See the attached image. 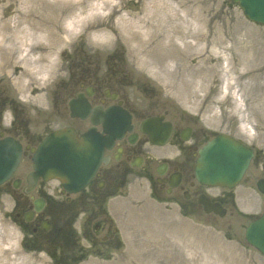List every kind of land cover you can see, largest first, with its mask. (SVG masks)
<instances>
[{"label":"flooded vegetation","instance_id":"1","mask_svg":"<svg viewBox=\"0 0 264 264\" xmlns=\"http://www.w3.org/2000/svg\"><path fill=\"white\" fill-rule=\"evenodd\" d=\"M79 98L83 102L77 105L85 104L86 112L74 113L71 102ZM56 100L64 104L56 101L53 111L51 106L44 111L27 100L0 98V141L11 139L21 152L16 171L0 186V202L8 200L12 204L7 217L21 233L25 251L46 254L51 264H80L90 252L109 257L121 246L116 219L108 207L111 200L125 197L135 181L168 211L189 217H216L205 212L202 201H209L233 214L237 209L236 189L210 187L196 178L200 151L220 134L254 150L242 183H247L245 190L260 194L257 183L264 178L263 151L235 130L224 131L210 126L202 117L165 109L157 90L129 70L116 53L108 58L87 57L70 67L64 79V99ZM92 118L129 121V129L112 149L105 150L107 162L89 185L73 194L60 183L53 185L54 181L41 178L32 189L28 177L42 141L63 127L81 140L92 128ZM167 128V142L155 144ZM96 131L108 136L102 122L96 125Z\"/></svg>","mask_w":264,"mask_h":264},{"label":"bare ground","instance_id":"2","mask_svg":"<svg viewBox=\"0 0 264 264\" xmlns=\"http://www.w3.org/2000/svg\"><path fill=\"white\" fill-rule=\"evenodd\" d=\"M0 1L5 3L0 5V79L8 77L23 101L45 99L59 73L61 51L87 34L90 44L102 47L123 39L149 74L187 76L208 91L218 84V102H242L246 96L264 116V64L257 37L241 23L220 21L218 11L209 18L205 2L133 0L142 4L135 11L124 10L125 0ZM15 67L22 70L12 75Z\"/></svg>","mask_w":264,"mask_h":264},{"label":"rangeland","instance_id":"3","mask_svg":"<svg viewBox=\"0 0 264 264\" xmlns=\"http://www.w3.org/2000/svg\"><path fill=\"white\" fill-rule=\"evenodd\" d=\"M200 1L205 2L209 9V18L218 11L220 21L224 19L231 26L241 23L249 33L255 35L264 64V26L249 21L241 8L228 0ZM4 4L0 1V5ZM123 5L124 10L135 11L142 6L133 0H125ZM11 11L12 8L8 9L6 15H10ZM72 43L60 53L61 67L49 82L45 99L35 103L42 110L51 106L53 111V105L58 104L56 99H64V77L69 70L67 67L86 60L84 51L95 57L99 55L89 52L104 55L116 50L123 55L125 66L156 88L165 109L183 116L202 117L210 126L224 131L235 130L241 138L264 151V116L253 109L248 97L245 96L242 102L231 99L218 102V84L208 91L192 83L187 76L183 80L177 74L170 78L149 74L141 67L128 44L120 38L102 47L90 44L88 35L83 34ZM21 70V67H15L11 74L17 75ZM6 95L11 98H17L18 95L8 77L0 79V98ZM58 102L64 104V101ZM33 103L30 100V104ZM55 109L57 112L60 110L59 107ZM242 124L251 127L250 135L241 130ZM135 182L125 197L111 200L108 207L111 216L117 219L115 225L120 229L121 246L114 249L108 259L90 252L81 264H115L122 260L127 264H154L155 260L165 264L164 259L167 258L174 260L173 264H264V256L245 239V229L250 219L245 214L262 212L264 196L253 190L246 192V182L237 190L238 205L244 209L233 211V214L229 213L225 218L205 215L186 217L168 211L151 200L148 190ZM53 185L58 186L59 183L54 182ZM11 209L12 204L8 200L0 202V264H51L46 254H30L23 249L21 233L7 217ZM201 239L207 244L201 246ZM205 249L206 252H202Z\"/></svg>","mask_w":264,"mask_h":264},{"label":"water","instance_id":"4","mask_svg":"<svg viewBox=\"0 0 264 264\" xmlns=\"http://www.w3.org/2000/svg\"><path fill=\"white\" fill-rule=\"evenodd\" d=\"M233 1L240 4L249 19L264 24V0ZM91 143L95 145L94 142ZM92 144L90 141V146L74 144L64 131L53 134L37 152L36 177L59 178L63 185L70 187L74 192L83 189L102 159V144H99V147ZM3 148L0 149V184L18 163V154L8 159L7 148ZM251 157V150L229 138L220 137L202 152L197 167L198 179L202 183L233 188L242 178ZM260 189L264 193V185L260 184ZM211 209L214 208H208ZM246 239L264 254V215L247 228Z\"/></svg>","mask_w":264,"mask_h":264}]
</instances>
